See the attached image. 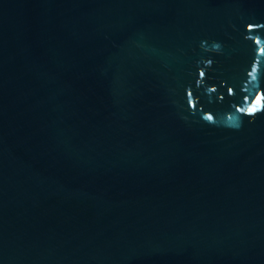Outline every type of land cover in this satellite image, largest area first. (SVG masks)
I'll use <instances>...</instances> for the list:
<instances>
[{"label": "water", "instance_id": "1", "mask_svg": "<svg viewBox=\"0 0 264 264\" xmlns=\"http://www.w3.org/2000/svg\"><path fill=\"white\" fill-rule=\"evenodd\" d=\"M0 264H264V0H0Z\"/></svg>", "mask_w": 264, "mask_h": 264}]
</instances>
